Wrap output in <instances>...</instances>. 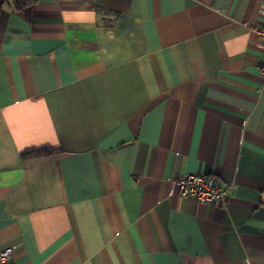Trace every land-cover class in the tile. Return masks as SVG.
I'll use <instances>...</instances> for the list:
<instances>
[{"label":"crops","instance_id":"1","mask_svg":"<svg viewBox=\"0 0 264 264\" xmlns=\"http://www.w3.org/2000/svg\"><path fill=\"white\" fill-rule=\"evenodd\" d=\"M261 11L0 0V246L13 264H264ZM189 172L218 177L227 199L181 197L174 179Z\"/></svg>","mask_w":264,"mask_h":264},{"label":"built area","instance_id":"2","mask_svg":"<svg viewBox=\"0 0 264 264\" xmlns=\"http://www.w3.org/2000/svg\"><path fill=\"white\" fill-rule=\"evenodd\" d=\"M264 14V11H261ZM261 45L264 47V25L255 28ZM260 74L262 78V89H264V57L260 62ZM178 193L181 197L194 196L199 204H209L211 202H223L227 199L229 189L222 186L218 177L201 173H185L174 179ZM12 247L0 246V264L12 263Z\"/></svg>","mask_w":264,"mask_h":264},{"label":"trees","instance_id":"3","mask_svg":"<svg viewBox=\"0 0 264 264\" xmlns=\"http://www.w3.org/2000/svg\"><path fill=\"white\" fill-rule=\"evenodd\" d=\"M36 0H12L13 6L15 9L17 10H21L25 7L30 6L31 4H33ZM50 150L49 149H39L36 151H33L31 153L28 154H32V155H41V154H47L49 153ZM27 154V155H28Z\"/></svg>","mask_w":264,"mask_h":264}]
</instances>
